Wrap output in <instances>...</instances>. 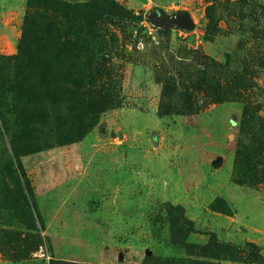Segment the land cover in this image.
Instances as JSON below:
<instances>
[{"label": "rangeland", "instance_id": "rangeland-1", "mask_svg": "<svg viewBox=\"0 0 264 264\" xmlns=\"http://www.w3.org/2000/svg\"><path fill=\"white\" fill-rule=\"evenodd\" d=\"M54 260L264 264V0H0V264Z\"/></svg>", "mask_w": 264, "mask_h": 264}, {"label": "trees", "instance_id": "trees-1", "mask_svg": "<svg viewBox=\"0 0 264 264\" xmlns=\"http://www.w3.org/2000/svg\"><path fill=\"white\" fill-rule=\"evenodd\" d=\"M46 1H50V0H46ZM43 4V1H42ZM63 10L64 12H68V3L67 2H63ZM66 8V9H65ZM37 15L36 13L31 14V16H35ZM67 15V14H66ZM40 17V15H38ZM42 16V15H41ZM43 17V16H42ZM68 17V15H67ZM53 21L51 20H47L46 22L43 21V25H39L38 27V31L42 32L45 34V40L44 43H39L36 42L32 51L30 52H26L27 53V57L23 54V57L21 56L19 59L15 60L14 66L16 65L18 68H20L22 65L23 67L26 68H41V69H50L53 66H56L57 63H59L61 60L59 58V56H65L68 54V46L70 44H68V22L66 25H57V24H52ZM24 46H27L28 42L23 41ZM44 44L45 47H44ZM25 50V49H24ZM27 50V49H26ZM30 53V54H29ZM68 69V67L66 66L65 69ZM42 81H45V84H49V86H51L50 82H46V80L42 79ZM64 83H68V81H65ZM53 85H57L60 84L59 82H52ZM84 96L83 93H80L74 100L75 101H80L81 98ZM63 102H68V95H65L63 97H60ZM62 101H55L54 103H60ZM17 168L22 170L21 166H20V162L17 161ZM23 171V170H22ZM30 192V189H29ZM23 200H25V205H21L18 204L16 205V209H18L21 206H25L27 207V212L29 215L30 213L32 214V210L30 209V206L28 205L27 202V197L28 195H22ZM35 210V209H34ZM36 213H38L35 210ZM13 218H17L16 216H13ZM10 235H6V237H4V239L8 242H11V239H13L14 242H18L19 244H21L25 239V237H21L20 234H16V233H9ZM228 246H231V244H229ZM234 248H237L236 246L233 245ZM52 264H80V263H75V262H69V261H58V260H54L52 261Z\"/></svg>", "mask_w": 264, "mask_h": 264}, {"label": "water", "instance_id": "water-1", "mask_svg": "<svg viewBox=\"0 0 264 264\" xmlns=\"http://www.w3.org/2000/svg\"><path fill=\"white\" fill-rule=\"evenodd\" d=\"M159 18H160V17H158L157 14H154V15H153V19H154L155 21H157Z\"/></svg>", "mask_w": 264, "mask_h": 264}]
</instances>
